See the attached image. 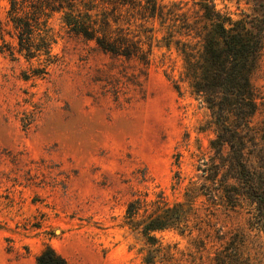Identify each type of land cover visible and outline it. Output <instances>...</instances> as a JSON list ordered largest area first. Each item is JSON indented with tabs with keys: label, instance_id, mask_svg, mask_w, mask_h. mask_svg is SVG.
Returning a JSON list of instances; mask_svg holds the SVG:
<instances>
[{
	"label": "rangeland",
	"instance_id": "obj_1",
	"mask_svg": "<svg viewBox=\"0 0 264 264\" xmlns=\"http://www.w3.org/2000/svg\"><path fill=\"white\" fill-rule=\"evenodd\" d=\"M216 2L234 19L252 12V0ZM7 8L0 0V27L15 45ZM51 25L45 74L41 61L0 51V264H37L47 246L71 264H145L147 255L155 264H217L230 242L264 264L257 204L228 166L211 180L216 125L176 48L158 44L145 64L70 34L59 14ZM251 82L262 143L264 49ZM227 184L238 188L233 198ZM189 198L197 217L144 235L152 215Z\"/></svg>",
	"mask_w": 264,
	"mask_h": 264
},
{
	"label": "trees",
	"instance_id": "obj_2",
	"mask_svg": "<svg viewBox=\"0 0 264 264\" xmlns=\"http://www.w3.org/2000/svg\"><path fill=\"white\" fill-rule=\"evenodd\" d=\"M7 2L10 29L6 33L16 44L5 39V30L0 27L3 40L0 51L13 55L16 50L26 59L41 61L44 63L42 70H38L41 74L47 72L54 59L53 14L60 15L63 27L70 34L94 41L105 52L141 59L145 64L151 61L153 48L158 44L176 48L184 62L185 78L194 94L206 103L216 125L217 135L211 147L218 161L212 165L211 180L226 166L232 169L242 193L257 204L258 223L264 222V142H258L259 127L251 125L258 109L251 75L264 49V0H252V12H243L237 19L222 12L216 0H194L191 7H186L188 3L183 0ZM158 33H162L160 39ZM176 87L179 89V85ZM225 187L233 188V195L225 193V197L233 198L237 194L236 185ZM193 202L189 198L164 207L145 222L142 232L152 240L155 239L152 232L176 228L191 216L197 217L199 209ZM241 240L243 237L237 236L233 241L238 244ZM225 248L224 255H217V264L239 261L262 264L258 253L251 249L245 253L231 242ZM36 261L37 264H71L50 246ZM145 264L155 261L147 255Z\"/></svg>",
	"mask_w": 264,
	"mask_h": 264
}]
</instances>
